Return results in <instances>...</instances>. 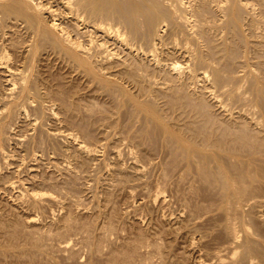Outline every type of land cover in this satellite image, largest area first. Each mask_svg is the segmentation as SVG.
Wrapping results in <instances>:
<instances>
[{
  "label": "rangeland",
  "instance_id": "rangeland-1",
  "mask_svg": "<svg viewBox=\"0 0 264 264\" xmlns=\"http://www.w3.org/2000/svg\"><path fill=\"white\" fill-rule=\"evenodd\" d=\"M190 1L198 3H192L195 7L199 6L198 8L204 4L201 1L198 2V0ZM125 2H123V5L121 4L123 7L120 5L119 7L121 8H118L122 15L126 17L123 18L124 24H118V26L120 25L118 31L121 32L122 29L123 33H121L123 34L124 43L129 40L128 42L132 43L131 45L134 49L139 50H136L138 51V56L132 55L133 60L131 54L125 56L128 50L124 43L123 45L121 43L112 44L113 41H111L108 44H103L105 38L99 36L101 34H98L100 38H97L96 33L95 37L93 30L91 33H93L92 36L94 38L91 37L90 31L88 32L90 35L85 34L86 36L84 35L83 37L81 36L83 35L82 33L80 35L79 31L77 32L73 28L71 29L73 32L70 31L73 33L72 37L75 36L74 34H79V37L75 36V41L84 42L85 44L82 43L84 45L89 44V46L87 45L89 48L92 44L94 47V42L96 43V48L93 49L91 46L92 50H88L89 56L92 58L88 56L87 58L91 59V68L95 70L96 74L98 73V80L94 78L96 76L93 75V70H90V64L88 66L90 69L87 67L88 70L85 66L74 64L68 59L65 60V57H61L62 55L59 56L57 52L51 50L52 46L49 45V47L51 46L49 48L47 42L46 44H41L42 46L38 44L39 46L36 47L38 50L35 48L34 55L30 46H33L35 42H32L34 41L33 37L30 36L32 32L29 28L27 29L26 24L16 23L15 20L12 21L11 17L5 20L7 24L5 21L3 22V19H5V17L3 18L4 15L1 13V17L0 14V18H2V20L0 19L2 21L0 26L2 23V25H8V28H4L7 31L6 37L4 35L1 36L3 32H0V40H2L4 45L7 43L6 45L8 46L9 44L8 53L10 54L12 67L18 63L15 67H18L19 72L21 69V75L18 78L17 76L10 77L12 74L9 71H0V108H2V110L0 109V123L6 127L3 129L4 132H0V264H209L210 261V264H218L219 259L217 256L227 254V247L229 251L233 247L238 248V252L243 253L240 256H247L248 254L249 257L256 255V251L260 252L263 250L260 244L264 243V162L262 163L264 159L256 162L258 166L254 163L253 167H250L251 165L248 166L249 163L242 165L244 167L241 169H243L245 174H250L251 177L246 174L243 175L246 180L245 178L243 179L240 171L241 174L237 175L239 178L233 185L225 182L226 177H222L220 174H223V176L226 174L219 173L221 171L217 169L218 167L214 163L205 164L206 161L203 163L202 154L198 155L195 153L197 155L195 157L193 150L189 149L186 151V149L182 148L176 137L183 136L185 139L189 137L188 140L195 138V135L205 136L207 134V136L216 137L218 134H213L222 130L219 132V136L222 133L226 134L225 132L227 131L225 137H228V134H230L229 137L234 134L233 138L239 137V139L244 136L241 139L242 144L244 142L247 143L248 139L250 146L245 143V145H242L245 148L247 146L249 148L253 146L254 148V145L256 148L258 147L256 145L260 143L259 141H262L261 137L264 135V111L262 110L264 105L261 104L264 103V0H242V6L238 4V7H235V9L239 8L236 9L237 12L234 10L235 13L233 14L236 15H230L229 18L224 17V11H220L216 7V3L213 4L214 6L202 5L201 9L204 7V12L202 10L204 17L201 14V19L203 24H206L202 25L201 28V21H196V18H192L190 15H188V21L196 23H184L187 21L183 22L182 19H179L181 14H178V17L174 15L175 19L173 18V20L172 16L174 13H171L173 11L167 6L169 4L160 3L159 5L158 3L157 5L159 6H154V9L158 7L155 10H152L151 7L149 10L148 7L143 14L131 15V8H129L131 6L128 0ZM124 5H126L127 10ZM193 7L191 3H188L185 9L189 10ZM145 13V17L142 16ZM149 13L150 16H147ZM154 14L157 15L155 16ZM169 15L171 16L169 17ZM45 16L44 18L47 19L48 17ZM134 16L137 18L134 19ZM138 17L139 20H136ZM61 18H58L60 19L58 23H61V27L65 26L64 28L70 29L71 26L67 23L68 21L64 22L67 19ZM131 18L132 21L127 20H131ZM155 18L159 20H153ZM176 18L180 20V22H177V27L180 25L178 23L181 22L185 25L189 24V28L193 24L200 25L198 26L200 30L203 29L206 32L204 35L202 34L204 38L199 37L200 39L197 38V40L196 37L191 35V32L186 31L187 27L182 23L183 27L180 25L181 27L179 28H183V32L179 28L176 29H179V33L178 31L172 32L176 28V23H173ZM204 18L206 21L203 20ZM150 19L152 20L151 23ZM207 19L209 22H207ZM227 19L228 21H224ZM48 20H46L47 22L45 21L46 24L49 23L50 20ZM13 22L17 25H13ZM133 22H135L136 26ZM62 23L65 24L63 25ZM130 24L132 25L131 27ZM247 24H249L250 28ZM133 25L135 29L132 28ZM116 26L115 28L118 27ZM137 26L138 29H136ZM153 26L154 28H152ZM129 30L132 32H129ZM133 30L138 33H134ZM0 31L2 30L0 29ZM161 31L162 33H160ZM155 32L161 36L158 35L156 38ZM201 32L203 33V31ZM189 33H191L192 38ZM131 35H133V38ZM75 37L73 38L75 39ZM91 39L93 43L88 41ZM22 41H25V44ZM85 41L89 43L86 44ZM100 41L105 45L102 49L98 48ZM204 41L207 42L205 43ZM9 42L16 44L12 45ZM197 44L202 50L198 49ZM11 45L12 47H10ZM154 45L155 47H153ZM185 47L188 50L187 54H185L187 51ZM167 49H170L171 53ZM192 52L195 56H193ZM151 53L154 55L152 56ZM188 54H192L190 58H188ZM171 55L175 56L172 57ZM128 59L131 60L129 61ZM163 59L164 61H161ZM204 59L207 60L204 61ZM123 60L124 65L129 63V66L130 64L133 66L134 72L131 70L133 69L132 67L127 66V69L124 65L122 66ZM211 60L212 62H210ZM29 61L32 63L30 64ZM157 61H161L163 64L165 62L167 64L175 63L177 65L176 71L168 70L169 68L161 70ZM196 61L201 62L203 66L198 65ZM206 62L212 66L210 67ZM203 63L207 64V66ZM82 67L85 70H81ZM199 67L202 72H196H205V77L208 76L202 78L201 75L200 78L194 80L191 75L194 70H200ZM213 67L214 70H212ZM186 68L188 69L186 70ZM202 68H204V72ZM83 70H87L88 74L83 72ZM125 70L130 72V75L131 73L134 75L138 71V74H135L138 77L133 76L135 79L133 77L130 78L128 76L129 73H126ZM29 72L30 75L28 74ZM217 72H220V74L218 73V75ZM213 74H216L218 76L217 81L221 82H213L214 79H211V77H214ZM20 76L24 78L26 76V80L22 81L23 77L21 78ZM219 76L221 77L219 78ZM186 77L187 79H185ZM141 78L143 84H140L142 83ZM93 80L94 82H92ZM101 80L103 83L100 82ZM18 81L21 82L19 83ZM25 81L26 83L28 81L27 86L24 84ZM33 81H36V83ZM174 81L175 83H173ZM9 82L15 83L14 89H9ZM22 82L27 88L29 85H34L32 86L33 89L32 87H29L31 90L28 88L30 93L27 94L30 96L26 94V98L25 94H22ZM195 82L198 83L194 85ZM212 83L214 85L218 84L215 89ZM36 84L40 89L35 86ZM172 85L174 87L171 88L170 86ZM176 85H179L177 87L180 89ZM199 88H202V91ZM220 89L222 90L220 91ZM229 90L231 94H229ZM233 91L235 92L232 93ZM8 92L12 94L10 95ZM31 92L35 93L36 97ZM215 94L217 97L214 96ZM136 102L140 103L142 107L151 108L152 112L155 111L157 118H160L165 127L167 126V130H162L155 120L150 116L148 117L149 114L146 115L145 110L143 112L142 108L140 109L134 104ZM12 104L14 105L11 106ZM220 105L221 107H219ZM72 107L75 108L73 109ZM233 121L236 123V127ZM186 122L188 126H185L187 125ZM243 123L244 125H242ZM189 124L191 126L195 125L193 126L194 128L189 126ZM223 124L225 127L222 126ZM203 128L205 129L201 133ZM188 129L190 132L196 131L195 133L199 135L195 134V137H193V133H189ZM210 129L213 130L211 131ZM183 131L188 132L189 136ZM172 133L174 134L171 135ZM190 134H192V137ZM224 134L221 136L224 137ZM235 134H237V137H235ZM256 135H259L258 137L260 138L257 139ZM218 138L222 139V137ZM262 143L260 145L263 147L259 145L258 150L247 148L250 153L242 147V153L246 150L245 152L249 154H245L246 156L243 154V156L251 158L255 154H252L254 150H256L254 152H260V149L264 148ZM79 145L85 146L87 151L80 149ZM191 163L193 166H191ZM242 166L237 167L236 170L234 169L235 166L230 169L239 174L237 172ZM254 166L259 168H254ZM245 167H250V170ZM231 171L229 170V175ZM235 172L232 171L234 174ZM257 176L259 177L257 178ZM248 177L252 180L250 178L247 179ZM240 178L243 180L242 183ZM252 213L255 214L253 215ZM246 234H249V237ZM235 236H237L238 242L233 240ZM251 236L252 238L250 239ZM99 249L100 252H98ZM253 249L256 250L254 251ZM261 254L263 255V253ZM248 256L247 258H249Z\"/></svg>",
  "mask_w": 264,
  "mask_h": 264
},
{
  "label": "bare ground",
  "instance_id": "bare-ground-1",
  "mask_svg": "<svg viewBox=\"0 0 264 264\" xmlns=\"http://www.w3.org/2000/svg\"><path fill=\"white\" fill-rule=\"evenodd\" d=\"M125 1H127V0H0V14L2 13L4 16H3V18L5 17V19H3V22L7 19V18H12V19H9V20H12V21H16V23H25L26 24V27H27V29L29 28V30L32 32V35H30V36H32L33 37V40L34 41H32V42H35V43H33L34 45L33 46H30L31 47V52L34 54V51H35V48L36 47H38L39 45L38 44H43V43H45L46 44V42H47V45H48V47H49V45H51L52 46V48H51V50H53V51H55V52H57V54H59V56L60 55H62L61 57H65V60L66 59H68V60H70V62L72 61V63L74 62V64H79V65H81V66H85L86 67V69H88L89 67V64H90V68H91V64H92V62L90 63V58H87V56L88 57H91V56H89L90 54L88 53V50H92V47H93V44L92 45H90V48L89 47H87V45L89 46V44H87V43H89V42H86V44L87 45H84L85 43L84 42H82V43H84V44H82V43H80L79 42V40L78 41H75L76 40V35L77 34H74L75 36H73V37H75V39L71 36L73 33H71L70 31H72L73 32V30L75 29V30H77V32L79 31V34L81 35V33L83 34V35H81L82 37L85 35V34H88V32L90 31V33L92 32V30H93V32H94V36L97 34V38L99 37V36H102L103 38H105V41L103 42V44H108V43H110L111 41H113V43L112 44H116V43H121L122 45H123V43L125 42V41H123V39H122V29H121V32H119L118 31V28L120 29V25L118 26V24H124L123 22H124V20H123V18H126V17H124L123 15H122V13L120 12V8L121 7H119L121 4L123 5L124 3L123 2H125ZM199 1H201L202 3H204V4H202V5H204V6H206V5H213V4H215L216 3V7L218 8V9H220V11L221 10H223L224 11V17H226V18H229L230 17V15L231 16H235L236 14H233V13H235V12H237L236 11V9H239V8H236L235 9V7L238 5V4H241V1L242 0H198V2ZM245 1V0H244ZM128 2H129V4H130V6L131 7H129V8H131V15L133 14H136L137 15V13H142L143 14V12H145V9L146 8H148L149 10H150V7H151V9L153 10L154 9V6L155 5H157L158 3H159V5H160V3L161 4H169V5H167L168 7H170L169 9L171 10V11H173V12H171V13H174L173 14V16H172V19L174 18L175 19V17L179 14H181L180 16H179V19L181 20L182 19V21L184 22V21H187V22H184V23H188L189 21H188V15H190L192 18H196V21L197 20H200L201 21V26L200 25H197V24H193V25H190V28H189V24L188 25H185V24H183L182 22V24L185 26V27H187L186 29V31H189V32H191V33H189V35L191 34V35H193L194 37H196V39L197 38H201V37H203L204 38V36H202V34L204 35V33H206V32H204V30L202 29V30H200V28L202 27V25H204V24H206V23H204L203 24V22H202V19H201V14H202V10H203V8L201 9V7H202V5H201V7L200 8H198V7H195L194 5H192V3H194V2H191L190 0H128ZM248 2V1H247ZM126 3V2H125ZM190 4L191 3V6L193 7V8H191V9H189V10H186L185 9V7H187V4ZM196 3V2H195ZM194 3V4H195ZM196 4H198V3H196ZM121 5V6H122ZM159 5H157V6H159ZM126 5H124V7H125ZM127 6H128V3H127ZM164 6V5H163ZM214 6V5H213ZM241 6H242V4H241ZM244 6H246V5H244ZM123 7V6H122ZM238 7V6H237ZM119 8V9H118ZM126 8V10H127V7H125ZM158 8V7H157ZM157 8H155V9H157ZM160 8V7H159ZM206 8V7H205ZM209 8H210V6H209ZM124 9V8H123ZM123 9H121V11H123ZM154 9V10H155ZM165 9H166V7H165ZM207 9H208V7H207ZM207 9H205V10H207ZM184 10V11H183ZM210 10V9H209ZM212 10V9H211ZM234 10H235V12H234ZM129 11V10H128ZM148 11V10H147ZM182 11V12H181ZM219 11V12H220ZM222 11V12H223ZM127 12V11H126ZM130 12V11H129ZM149 12V11H148ZM155 12V11H154ZM158 13H159V11H157ZM170 12V11H169ZM203 12H204V10H203ZM218 12V13H219ZM252 12V11H251ZM161 13V12H160ZM166 13H167V10H166ZM206 13H208V12H206ZM212 13H214V12H212ZM250 13V12H249ZM253 13V12H252ZM2 14H1V17H2ZM130 14H128V15H130ZM170 14V13H169ZM186 14V15H185ZM204 14V13H203ZM202 14V15H203ZM215 14V13H214ZM47 16L48 18H49V20H48V18L47 19H45L44 18V16ZM125 15H127V14H125ZM140 15V14H139ZM138 15V16H139ZM145 15H146V13L144 14V15H142V16H144L145 17ZM155 15V14H154ZM157 15V14H156ZM155 15V16H156ZM174 15H175V17H174ZM45 16V17H46ZM141 16V17H142ZM147 16H150V13H149V15L147 14ZM146 16V19L148 18ZM167 16V15H166ZM171 15H169V17H170ZM177 16V17H178ZM207 16V15H206ZM216 16V15H215ZM60 17H62V18H66L67 20H64V22L65 21H68L67 23L71 26V28H70V26H68L70 29H68V28H64L65 26H63V27H61L62 25H60L59 23H58V20H59V22H60V19H58V18H60ZM127 17H129V16H127ZM131 17V16H130ZM129 17V18H130ZM152 17V16H151ZM159 17V16H158ZM161 17H163V16H161ZM168 17V18H169ZM203 17H204V15H203ZM61 18V19H62ZM135 18H137L136 16H134V19ZM150 18V17H149ZM153 18V17H152ZM151 18V19H152ZM164 18V17H163ZM192 18H190L191 20H192ZM198 18V19H197ZM200 18V19H199ZM220 18V17H219ZM218 18V19H219ZM233 18V17H232ZM232 18H230L231 20H232ZM237 18V17H236ZM1 20H2V18H0ZM146 19H145V21H146ZM149 20L150 21V23H151V21L152 20ZM156 19H158V18H155V19H153V20H155L156 21ZM159 19H160V17H159ZM158 19V20H159ZM166 19V18H165ZM164 19V20H165ZM171 19V18H170ZM173 19V20H174ZM177 20V18H176V22L174 21H172L173 23H176V28H174L175 30H173L172 31V29H171V31L172 32H175V31H178L179 29H181L182 31L181 32H183V28H179V27H183V25H181V23H178V24H180V25H178V27H177V22L179 21L180 22V20ZM210 19V18H209ZM225 19V18H224ZM239 19V18H238ZM252 19V18H251ZM46 20H48L49 21V23L48 24H46L45 23V21ZM62 20V21H63ZM128 21H132V18H131V20L130 19H127ZM136 20H139V17H138V19H136ZM148 20V19H147ZM157 20V21H158ZM163 20V21H164ZM168 20V19H167ZM204 21H206L205 20V18L203 19ZM208 20V19H207ZM231 20H229V21H231ZM240 20V19H239ZM61 21V22H62ZM135 21V20H134ZM171 21V20H170ZM224 21H228V19L227 20H224ZM245 21V20H244ZM255 21V20H254ZM2 21H0V23H1ZM6 23H7V21H5ZM11 22V21H10ZM47 22V21H46ZM154 22V21H153ZM162 22V21H161ZM166 22H168V21H166ZM190 22H192V23H196V22H193V21H190ZM189 22V23H190ZM207 22H209V20L207 21ZM220 22V21H219ZM5 23V24H6ZM114 23H116V24H114ZM128 23H130V22H128ZM128 23H126V25H128ZM135 22H133V24H134ZM137 23H138V21H137ZM163 23V22H162ZM255 23V22H254ZM256 23H257V21H256ZM255 23V24H256ZM3 24V23H2ZM1 24V26H0V29L2 30V31H0V32H3V34L1 35V36H5L6 37V35H7V31H5L4 30V28L6 27V28H8L7 26H5V25H2ZM8 24V23H7ZM12 24V23H11ZM18 24V25H19ZM63 24V23H62ZM65 24V23H64ZM63 24V25H64ZM114 24V25H113ZM170 24V23H169ZM222 24V23H221ZM242 24V23H241ZM250 24V23H249ZM249 24H247L248 25V27H249ZM251 24H252V22H251ZM250 24V25H251ZM261 24V23H260ZM13 25H17V24H15V22H13ZM115 25H117L116 27L117 28H115ZM125 25V26H126ZM135 25V24H134ZM134 25H133V27L132 28H134ZM139 25V24H138ZM158 25H160V24H158ZM175 25V24H174ZM246 25V24H245ZM258 25V24H257ZM25 26V25H24ZM129 26V25H128ZM132 25L130 24V27H131ZM136 26V25H135ZM140 26V25H139ZM157 26V25H156ZM164 26V25H163ZM172 26V25H171ZM198 26H200V28L198 27ZM206 26V25H205ZM205 26H203V27H205ZM208 26V25H207ZM252 26V25H251ZM255 26V25H254ZM259 26V25H258ZM12 27V26H11ZM170 27V26H169ZM185 27H184V32H185ZM211 27V26H210ZM243 27V26H242ZM247 27V26H246ZM253 27V26H252ZM252 27H251V29H252ZM14 28V27H13ZM16 28V27H15ZM73 28V30H71ZM90 28H92L91 30H90ZM123 28H124V26H123ZM127 28H129V27H127ZM141 28V27H140ZM139 28V29H140ZM152 28H154V26L152 27ZM158 28V27H157ZM160 28V27H159ZM164 28V27H163ZM177 28H179L178 30H176ZM190 30H189V29ZM222 28H224V27H222ZM250 28V27H249ZM255 28V27H254ZM17 29V28H16ZM135 29V28H134ZM136 29H138V26H137V28ZM167 29H168V26H167ZM206 29V28H205ZM225 29V28H224ZM250 29V30H251ZM256 29V28H255ZM254 29V30H255ZM264 29V28H263ZM9 30V29H8ZM132 30V29H131ZM131 30H129V32L131 31ZM155 30V29H154ZM207 30V29H206ZM214 30H217V29H214ZM249 30V29H248ZM253 30V31H254ZM16 31H18V30H16ZM27 31V30H26ZM25 31V32H26ZM138 31V30H137ZM158 31H159V29H158ZM158 31H156V32H158ZM169 31V30H168ZM171 31H169V32H171ZM201 31H203V33L201 32ZM210 31V30H209ZM252 31V32H253ZM129 32H128V34H129ZM132 32V31H131ZM133 32H134V30H133ZM135 32H136V30H135ZM134 32V33H135ZM155 32V33H156ZM180 32V33H181ZM208 32V31H207ZM215 32V31H214ZM223 32V31H222ZM249 32V31H248ZM251 32V31H250ZM263 32V31H262ZM10 33V32H9ZM13 33V32H12ZM14 33H17V32H14ZM71 33V34H70ZM74 33H76L75 31H74ZM90 33L88 34V35H90ZM96 33V34H95ZM136 33H138V32H136ZM151 33V32H150ZM160 33H162V31L160 32ZM178 33H179V31H178ZM187 33V32H186ZM264 33V32H263ZM30 34V33H29ZM78 34V35H79ZM92 34L93 33H91V37H93L92 36ZM98 34H101V35H99L98 36ZM127 34V33H126ZM131 34V33H130ZM154 34V33H153ZM152 34V35H153ZM174 34V33H173ZM184 34V33H183ZM12 35V34H11ZM20 35H21V33H20ZM26 35V34H25ZM77 35V36H78ZM137 35V34H136ZM155 35V37L157 38L158 37V35H160V34H154ZM153 35V36H154ZM180 35V34H179ZM178 35V37H180L181 38V36H179ZM190 35V36H191ZM208 35V34H207ZM257 35V34H256ZM259 35H261V34H259ZM86 36V35H85ZM127 36V35H126ZM133 35H131V37H132ZM161 36V35H160ZM177 36V35H176ZM185 36H186V34H185ZM206 36V35H205ZM263 36V35H262ZM19 38L21 37V36H18ZM79 37V36H78ZM88 37V36H87ZM86 37V38H87ZM96 37V36H95ZM101 37V38H102ZM130 37V38H131ZM139 37H141V36H139ZM151 37V36H150ZM173 37V36H172ZM171 37V38H172ZM183 37V36H182ZM187 37H188V35H187ZM187 37H185V38H187ZM208 37V36H207ZM212 37H214V36H212ZM217 37V36H216ZM257 37V36H256ZM260 37V36H259ZM22 38V37H21ZM28 38H30V37H28ZM28 38H27V41H28ZM94 38V37H93ZM92 38V39H93ZM100 38V37H99ZM133 38V37H132ZM135 38V37H134ZM137 38H138V35H137ZM154 38V37H153ZM162 38V37H161ZM165 38V37H164ZM191 38H192V36H191ZM199 38V39H200ZM206 38V37H205ZM1 39H2V37H1ZM8 39V38H7ZM17 39V38H16ZM32 39V38H31ZM92 39L91 40H88V41H91L92 43H93V41H94V39H93V41H92ZM127 39H128V37H127ZM151 39V38H150ZM159 39V38H158ZM255 39V38H254ZM11 40H12V38H11ZM15 40V39H14ZM18 40V39H17ZM30 40V39H29ZM86 40V39H85ZM97 40V39H96ZM104 40V39H103ZM102 40V41H103ZM126 40V39H125ZM143 40V39H142ZM149 40V39H148ZM157 40V39H156ZM174 40V39H173ZM190 41H191V39H189ZM198 40V39H197ZM197 40H196V42H197ZM206 40V39H205ZM258 40V39H257ZM31 41V40H30ZM129 41V40H128ZM128 41H126L127 43H124V45H126V49L128 50V52H127V54L125 55V56H127L128 54H131V57H132V55H137V53H138V49H136V50H138V51H136L135 49H134V47L131 45L132 43H130V42H128ZM132 41V40H131ZM151 41V40H150ZM149 41V42H150ZM163 41V40H162ZM261 41H263V40H261ZM6 42V41H5ZM4 42V43H5ZM25 42V41H24ZM23 41H22V43L23 44H25ZM42 42V43H41ZM91 42H90V44H91ZM98 42V41H97ZM101 42V41H100ZM99 42V45H98V48H100V49H102L105 45H103L102 44V42L100 43ZM106 42V43H105ZM115 42V43H114ZM135 42V41H134ZM195 42V43H196ZM199 42V41H198ZM205 43L207 42V41H204ZM214 42V41H213ZM212 42V43H213ZM9 43H11V42H9ZM27 43V42H26ZM142 43V42H141ZM166 43V42H165ZM172 43V42H171ZM175 43V42H174ZM192 43H194V42H192ZM203 43V42H202ZM211 43V42H210ZM7 44V43H6ZM4 45L3 43H2V40H0V71H9L12 75L10 76V77H13V76H17V78H18V76L19 75H21V69H20V72H19V69H17L16 67H15V65H17L18 63H16V64H14L13 65V67H12V63L10 62V54L8 53V46H9V44H8V46L7 45ZM12 44V43H11ZM16 44V43H15ZM14 44V42H13V44L12 45H15ZM18 44H20V43H18ZM94 47H93V49L94 48H96L97 47V45H96V43L94 42ZM258 44H259V42H258ZM263 44V43H262ZM12 45L10 46V47H12ZM26 45H29V44H26ZM32 45V44H31ZM135 45V44H134ZM137 45V44H136ZM151 45H152V43H151ZM198 45V44H197ZM203 45V44H202ZM264 45V44H263ZM17 46V45H16ZM20 46H22V45H20ZM42 46V45H41ZM50 46V47H51ZM92 46V47H91ZM96 46V47H95ZM163 46V45H162ZM167 46V45H166ZM169 46V45H168ZM173 46V45H172ZM177 46V45H176ZM260 46V45H259ZM262 46V45H261ZM49 47V48H50ZM153 47H155V45L153 46ZM196 47V46H195ZM200 46L198 45V49H201V48H199ZM263 47V46H262ZM19 48V47H18ZM20 48H22V47H20ZM44 48H45V46H44ZM97 48V49H98ZM159 48V47H158ZM174 48V47H173ZM186 48V47H185ZM206 48V47H205ZM208 48V47H207ZM264 48V47H263ZM262 48V49H263ZM14 49H16L15 47H14ZM13 49V50H14ZM28 49V48H27ZM30 49V48H29ZM37 50H38V48H36ZM39 49H42V48H39ZM46 49V48H45ZM99 49V50H100ZM140 49V48H139ZM151 49V48H150ZM176 49V48H175ZM188 49H189V47H188ZM190 49H191V47H190ZM211 49H213V48H211ZM17 50V49H16ZM16 50H14L15 52H16ZM24 50H26V49H24ZM37 50H36V52H37ZM43 50V49H42ZM47 50V49H46ZM50 50V49H49ZM105 50V49H104ZM104 50H103V52H104ZM106 50H108V49H106ZM119 50V49H118ZM158 50V49H157ZM168 50V49H167ZM170 50V49H169ZM168 50V51H169ZM172 50V49H171ZM180 50V49H179ZM186 50H187V48H186ZM195 50V49H194ZM202 50V49H201ZM21 51V50H20ZM40 51V50H39ZM94 51H96V50H94ZM115 51V50H114ZM151 51H152V49H151ZM154 51H155V49H154ZM175 51V50H174ZM178 51V50H177ZM209 51V50H208ZM216 51V50H215ZM27 52V51H26ZM42 52V51H41ZM46 52V51H45ZM100 52V51H99ZM102 52V51H101ZM109 52V51H108ZM150 52V51H149ZM170 52V51H169ZM184 52V51H183ZM40 53V52H39ZM52 53V52H51ZM97 53H98V51H97ZM109 53H111V52H109ZM125 53V52H124ZM141 53V52H140ZM160 53H161V51H160ZM166 53V52H165ZM171 53V52H170ZM188 53V50L186 51V53L185 54H187ZM193 53V52H192ZM22 54V53H21ZM112 54V53H111ZM114 54V53H113ZM152 54V53H151ZM194 54V53H193ZM25 55V54H24ZM23 55V56H24ZM35 55V54H34ZM55 55H56V53H55ZM97 55V54H96ZM101 55V54H100ZM107 55V54H106ZM154 54H152V56H153ZM164 55V54H163ZM192 55V54H191ZM190 54H188V58H190V56H191ZM12 56V55H11ZM14 56V55H13ZM15 56H16V54H15ZM14 56V57H15ZM28 56H30V55H28ZM28 56H27V58H28ZM51 56V55H50ZM138 56V55H137ZM141 56V55H140ZM169 56V55H168ZM172 56V55H171ZM173 56H175V55H173ZM172 56V57H173ZM193 56H195V54L193 55ZM17 57V56H16ZM43 57V56H42ZM53 57V56H52ZM58 57V56H57ZM103 57H104V55H103ZM130 57V56H129ZM92 58V57H91ZM100 58V57H99ZM115 58V57H114ZM163 58V57H162ZM161 58V59H162ZM193 58V57H192ZM203 58H204V56H203ZM206 58V57H205ZM19 59V58H18ZM59 59V58H58ZM89 59V60H88ZM104 59V58H103ZM111 59V58H110ZM126 59V58H125ZM174 59V58H173ZM22 60V59H21ZM43 60V59H42ZM63 60H64V58H63ZM95 61H96V59H94ZM108 60V59H107ZM129 60V59H128ZM131 60V59H130ZM129 60V61H130ZM132 60H133V57H132ZM135 60V59H134ZM168 60V59H167ZM193 60V59H192ZM196 60V59H195ZM207 60V59H206ZM205 59H204V61H206ZM16 61H18V60H16ZM27 61V60H26ZM49 61V60H48ZM94 61V62H95ZM106 61V60H105ZM104 61V62H105ZM112 61V60H111ZM136 61V60H135ZM159 61V60H158ZM157 61V62H158ZM161 61H164V59L163 60H161ZM158 62V66H159V68L161 69V70H164V69H167V68H169L168 70H172V71H176V68H177V65L174 63V64H167L166 62V64L164 63H162V62ZM171 61V60H170ZM186 61H187V59H186ZM190 61V60H189ZM199 61H201V60H199ZM19 62V61H18ZM24 62V61H23ZM42 62H44V61H42ZM61 62V61H60ZM68 62V61H67ZM67 62H66V64H67ZM119 62V61H118ZM123 62V64H122V66L124 65V60L122 61ZM149 62V61H148ZM176 62V61H175ZM209 62V61H208ZM208 62H206L208 65H209V63ZM210 62H212V60L210 61ZM26 63V62H25ZM28 63V62H27ZM29 63H30V61H29ZM32 63V62H31ZM30 63V64H31ZM71 63V64H72ZM99 63V62H98ZM110 63V62H109ZM117 63V62H116ZM131 63H132V61H131ZM138 63V62H137ZM192 63V62H191ZM196 63L198 64V65H202L201 64V62L199 63V62H197L196 61ZM215 63V62H214ZM100 64V63H99ZM134 64H136L135 62H134ZM157 64V63H156ZM193 64H194V61H193ZM204 64V63H203ZM207 64H204L205 66H207ZM78 65V67H79V69H80V66ZM101 65V64H100ZM119 65V64H118ZM246 65V64H245ZM21 66V65H20ZM19 66V67H20ZM33 66V65H32ZM126 68H127V66L128 67H132L133 68V66L130 64V66H129V63L128 64H126L125 63V65H124ZM147 66V65H146ZM154 66V65H153ZM157 66V65H156ZM157 66V67H158ZM193 66V65H192ZM191 66V67H192ZM196 66V65H195ZM203 66V65H202ZM210 66V65H209ZM212 66V65H211ZM210 66V67H211ZM213 66H215V65H213ZM26 67H28V66H26ZM30 67H31V65H30ZM65 67H66V65H65ZM64 67V68H65ZM77 67V68H78ZM88 67V68H87ZM120 67V66H119ZM124 67V68H125ZM134 67H137V66H134ZM141 67V66H140ZM191 67H189V68H191ZM194 67V66H193ZM192 67V68H193ZM15 68V70H13ZM21 68V67H20ZM72 68V67H71ZM89 68V69H90ZM94 68V67H93ZM96 68H97V66H96ZM106 68V67H105ZM115 68V67H114ZM113 68V69H114ZM142 68H144V67H142ZM197 68V67H196ZM28 69V68H27ZM33 69V68H32ZM82 69H84L83 67L81 68V70ZM88 69V70H89ZM101 69V68H100ZM110 69V68H109ZM112 69V68H111ZM128 69V68H127ZM188 68H186V70H187ZM199 69H200V67H199ZM203 69V72H204V68H202ZM217 69V68H216ZM17 70H18V72H17ZM73 70V69H72ZM85 70V69H84ZM83 70V72H87V70L86 71H84ZM90 70H93L92 68L90 69ZM104 70V69H103ZM131 70H133V72H134V68L133 69H131ZM131 70H129V71H131ZM209 70H211V69H209ZM212 70H214V67H213V69ZM218 70V69H217ZM216 70V71H217ZM24 71V70H23ZM31 71H33V70H31ZM95 70H93V72L92 73H94L93 75L94 76H96V77H94V78H97L98 77V73L96 74L95 72H94ZM99 71V70H98ZM97 71V72H98ZM126 71V70H125ZM137 71V70H136ZM196 71H200V72H202L201 71V69L200 70H194V73H192V75H191V77L195 80V79H198V78H200L201 77V75H202V78H204L205 77V72L204 73H197ZM215 71V72H216ZM8 72V73H9ZM28 72V71H27ZM74 72V71H73ZM101 72V71H100ZM104 72V71H103ZM109 72V71H108ZM128 71H126V73H127ZM138 72V71H137ZM137 72H135L134 73V75L131 73V75H130V72H128L129 73V75L128 76H130V78H132L133 76L135 77H138L137 75H135ZM169 72V71H168ZM171 72V71H170ZM213 72V71H212ZM2 73V72H1ZM9 73V74H10ZM38 73V72H37ZM102 73V72H101ZM113 73V72H112ZM123 73V72H122ZM142 73H143V71H142ZM160 73V72H159ZM167 73V72H166ZM190 73V72H189ZM220 74V72H217V74ZM8 74V75H9ZM29 75H30V72L28 73ZM35 74V73H34ZM33 74V75H34ZM81 74V73H80ZM87 74H88V72H87ZM108 74V73H107ZM138 74V73H137ZM141 74V73H140ZM175 74V73H174ZM218 74V75H219ZM4 75V74H3ZM111 75V74H110ZM115 75V74H114ZM124 75V74H123ZM214 75V77L212 78L211 77V79H214L213 80V82L215 81V82H221V81H217L218 80V76L216 75V74H213ZM35 76V75H34ZM85 76V75H84ZM140 76V75H139ZM141 76H144V75H141ZM168 76H169V78H170V75L168 74ZM178 76V75H177ZM190 76V75H189ZM208 76V75H207ZM206 76V77H207ZM5 77V76H4ZM21 77V76H20ZM23 77V76H22ZM21 77V78H22ZM100 77V76H99ZM116 77V76H115ZM115 77H113V78H115ZM133 77V78H134ZM173 77V76H172ZM171 77V78H172ZM205 77V78H206ZM221 76H219V78H220ZM9 78V77H8ZM21 78H20V80H21ZM25 78H26V76H25ZM24 77L22 78V81L25 79ZM92 78V77H91ZM101 78V77H100ZM143 78V77H142ZM142 78L140 79L141 80V82H142ZM157 78V77H156ZM177 78V77H176ZM5 79V78H4ZM13 79V78H12ZM32 79H33V76H32ZM41 79V78H40ZM102 79V78H101ZM135 79V78H134ZM144 79H145V77H144ZM147 79V78H146ZM173 79H174V77H173ZM185 79H187V77L185 78ZM184 79V80H185ZM208 79V78H207ZM210 79V80H211ZM26 80V79H25ZM28 80V79H27ZM95 80V79H94ZM94 80L92 81V82H94ZM97 80H98V78H97ZM100 80V79H99ZM137 80V79H136ZM149 80H151V79H149ZM162 80V79H161ZM169 80V79H168ZM167 80V81H168ZM170 80H172V79H170ZM206 80V79H205ZM220 80V79H219ZM16 81V80H15ZM32 81V80H31ZM176 81V80H175ZM175 81L173 82V83H175ZM178 81H179V79H178ZM185 81H187V80H185ZM191 81V80H190ZM189 81V82H190ZM204 81V80H203ZM7 82V81H6ZM12 82V81H11ZM11 82H9L8 83V86H9V89H14L15 88V83H11ZM19 82V81H18ZM21 82V81H20ZM19 82V83H20ZM33 82H35L36 83V81H33ZM40 82V81H39ZM100 82H102V80L100 81ZM146 82V81H145ZM152 82V81H151ZM180 82V81H179ZM207 82H208V80H207ZM210 82H212V81H210ZM262 82V81H261ZM264 82V81H263ZM27 83H28V81H27ZM27 83H26V81L24 82V84H26V86H27ZM41 83V82H40ZM103 83V82H102ZM106 83V82H105ZM108 83V82H107ZM193 83H194V81H193ZM196 83H198V82H195V84L194 85H196ZM203 83V82H202ZM257 83V82H256ZM30 84H31V82H30ZM34 84V83H33ZM130 84V83H129ZM137 84V83H136ZM140 84H143V82L142 83H140ZM139 84V85H140ZM147 84V83H146ZM151 84V83H150ZM162 84V83H161ZM180 84V83H179ZM182 84H184V83H182ZM204 84V83H203ZM209 84V83H208ZM213 84V83H212ZM215 84H217V83H215ZM22 86H23V88H21L22 89V94L24 95L25 94V98H26V94L27 93H30L29 92V90H28V88L29 87H32V86H34V85H29V87L27 88L26 86H24L23 85V82H22V84H21ZM50 85V84H49ZM153 85V84H152ZM169 85V84H168ZM175 85V84H174ZM181 85V84H180ZM214 85V84H213ZM218 85V84H217ZM217 85H214V89L216 88V86ZM35 86H37V84L35 85ZM109 86H111L110 84H109ZM113 86V85H112ZM135 86V85H134ZM146 86V85H145ZM164 86V85H163ZM177 86H179V85H176V87ZM207 87H209L208 85H206ZM255 86H257V85H255ZM254 86V87H255ZM38 87V86H37ZM140 87V86H139ZM152 87V86H151ZM158 87V86H157ZM171 88L172 87H174L173 85L172 86H170ZM183 87V86H182ZM5 88H7V87H5ZM18 88V87H17ZM36 88V87H35ZM39 88V87H38ZM177 88H179V87H177ZM186 88H187V86H186ZM211 88V87H210ZM219 88V87H218ZM224 88V87H223ZM222 88V89H223ZM256 88V87H255ZM20 89V88H19ZM30 89V88H29ZM32 89H33V87H32ZM40 89V88H39ZM154 89V88H153ZM180 89V88H179ZM181 89H183V88H181ZM185 89V88H184ZM200 89V88H199ZM204 89V88H203ZM208 89V88H207ZM213 88H212V90H214ZM222 89H220V91L222 90ZM230 89V88H229ZM6 90V89H5ZM8 90V89H7ZM18 90V89H17ZM31 90V89H30ZM35 90V89H34ZM38 90V89H37ZM158 90H160V89H158ZM157 90V91H158ZM201 91H202V88L200 89ZM217 90V89H216ZM219 90V89H218ZM226 90V89H225ZM231 90V89H230ZM230 90L228 91L229 92V94H231L230 93ZM254 90V89H253ZM12 91V90H11ZM19 91V90H18ZM28 91V92H27ZM36 91V90H35ZM34 91V92H35ZM38 91H40V90H38ZM146 91V90H145ZM162 91V90H161ZM160 91V92H161ZM175 91V90H174ZM206 91V90H205ZM257 91V90H256ZM20 92H21V90H20ZM154 92H155V89H154ZM159 92V91H158ZM165 92V91H164ZM163 92V93H164ZM216 93H217V91H215ZM224 92V91H223ZM235 91H233L232 93H234ZM253 92H255V91H253ZM258 92V91H257ZM256 92V94L258 95V93ZM3 93V92H2ZM9 94H10V92H8ZM32 93V92H31ZM38 93V92H37ZM52 93V92H51ZM156 93V92H155ZM173 93H175V92H173ZM212 93V92H211ZM227 93V92H226ZM12 94V93H11ZM10 94V95H11ZM20 94V93H19ZM22 94H20V95H22ZM33 94V93H32ZM31 94V95H32ZM35 94V93H34ZM33 94V96H35ZM39 94V93H38ZM59 94H61L60 92H59ZM161 94V93H160ZM202 94V93H201ZM219 94H220V92H219ZM222 94V93H221ZM255 94V93H254ZM28 95V94H27ZM42 95V94H41ZM62 95V94H61ZM150 95V94H149ZM2 96V95H1ZM7 96V95H6ZM18 97H19V95H17ZM28 96H30V95H28ZM155 96V95H154ZM167 96V95H166ZM210 96V95H209ZM214 96H216V94L214 95ZM222 96V95H221ZM254 96V95H253ZM11 97V96H10ZM15 97V96H14ZM23 97V96H22ZM36 97V96H35ZM39 97V96H38ZM51 97V96H50ZM61 97V96H60ZM174 97V96H173ZM217 97V96H216ZM255 97V96H254ZM258 97V96H257ZM4 98V97H3ZM43 98V97H42ZM63 98V97H62ZM131 98V97H130ZM167 98V97H166ZM256 98V97H255ZM259 98L261 99V97L259 96ZM18 99V98H17ZM21 99V98H20ZM24 99V98H23ZM40 99V98H39ZM59 99H61V98H59ZM65 99V98H64ZM214 99V98H213ZM216 99V98H215ZM256 99H258V98H256ZM1 100V99H0ZM25 100H27V99H25ZM24 100V101H25ZM47 100V99H46ZM52 100V99H51ZM50 100V101H51ZM129 100V99H128ZM135 100V99H134ZM10 101V100H9ZM18 101V100H17ZM23 101V102H24ZM33 101V100H32ZM65 101V100H64ZM137 101V100H136ZM7 102V101H6ZM13 102H14V100H13ZM22 102V103H23ZM54 102V101H53ZM68 102V101H67ZM128 102V101H127ZM133 102V101H132ZM140 102V101H139ZM170 102V101H169ZM168 102V103H169ZM256 102H257V100H256ZM259 102H261L260 100H259ZM258 102V103H259ZM5 103V102H4ZM8 103V102H7ZM29 103V102H28ZM32 103V102H31ZM30 103V104H31ZM61 103H63V102H61ZM119 103V102H118ZM126 103V102H125ZM182 103V102H181ZM21 104V103H20ZM124 104V103H123ZM135 105H137L140 109L142 108V110H143V112H144V110H145V112H146V115H148V117L150 116L153 120H155L156 122H157V124L161 127V129L162 130H167V126L165 127V125L161 122V120H160V118H157V115H156V113H155V111L154 112H152L153 110L151 109H148V107L147 108H145V107H142V105L140 104V103H138V102H136V103H134ZM184 104V103H183ZM218 104V103H217ZM260 104V103H259ZM262 105H264V103H261ZM261 104L259 105L260 107H261ZM8 105H9V103H8ZM14 104H12L11 106H13ZM37 105V104H36ZM58 105V104H57ZM63 105H65L64 103H63ZM131 105V104H130ZM146 105V104H145ZM147 105H149V104H147ZM170 105V104H169ZM11 106H10V108H11ZM49 106V105H48ZM183 106V105H182ZM223 106V105H222ZM44 107H45V105H44ZM62 107V106H61ZM178 107V106H177ZM218 107V106H217ZM219 107H221V105L219 106ZM6 108V107H5ZM20 108H21V105H20ZM37 108V107H36ZM42 108V107H41ZM73 108V107H72ZM75 108V107H74ZM73 108V109H74ZM144 108V109H143ZM170 108V107H169ZM1 110H2V108H0ZM8 109H9V107H8ZM13 110H15L14 108H12ZM22 109V108H21ZM155 109V108H154ZM180 109V108H179ZM183 109H185V108H183ZM225 109V108H224ZM229 109V108H228ZM23 110V109H22ZM43 110V109H42ZM70 110V109H69ZM134 111H135V109H133ZM177 110V109H176ZM233 110V109H232ZM260 110V109H259ZM263 111H264V107H263V109H262ZM12 110H10V112H11ZM49 111V110H48ZM68 111V110H67ZM136 111H137V109H136ZM141 111V110H140ZM183 111V110H182ZM226 111H228V110H226ZM5 112V111H4ZM13 112V111H12ZM148 112V113H147ZM1 113V112H0ZM3 113V112H2ZM16 113H18V112H16ZM24 113V112H23ZM43 113V112H42ZM169 113H171V112H169ZM179 113V112H178ZM227 113V112H226ZM229 113V112H228ZM261 113V112H260ZM13 114H14V112H13ZM51 114V113H50ZM160 114H162V113H160ZM173 114V113H172ZM180 114V113H179ZM185 114H186V111H185ZM189 114H191V112H189ZM198 114V113H197ZM1 115V114H0ZM5 115V114H4ZM18 115V114H17ZM39 115V114H38ZM43 115V114H42ZM53 115V114H52ZM146 115H145V117H146ZM183 115V114H182ZM199 115V114H198ZM6 116V115H5ZM4 116V117H5ZM7 116H9L8 114H7ZM12 116V115H11ZM141 116H144V115H141ZM170 116V115H169ZM169 116H168V118H169ZM173 116V115H172ZM175 116H176V114H175ZM179 116V115H178ZM199 116H201V115H199ZM198 116V117H199ZM227 116V115H226ZM229 116H230V114H229ZM260 116H261V114H260ZM3 117V116H2ZM44 117V116H43ZM164 117V116H163ZM202 117V116H201ZM201 117H199L200 119H201ZM10 118V117H9ZM16 118V117H15ZM49 118V117H48ZM144 118V117H143ZM177 118V117H176ZM236 118H238V117H236ZM6 119H8V118H6ZM12 119V118H11ZM56 119V118H55ZM146 119V118H145ZM159 119V120H158ZM174 119V118H173ZM183 119V118H182ZM193 119V118H192ZM191 119V120H192ZM206 119V118H205ZM254 119V118H253ZM260 119V118H259ZM2 120V119H1ZM152 120V121H153ZM165 120V119H164ZM172 120V119H171ZM170 120V121H171ZM175 120V119H174ZM195 120H197V119H195ZM224 120V119H223ZM233 120V119H232ZM244 120V119H243ZM252 120V119H251ZM2 121H4V120H2ZM147 121V120H146ZM149 121V120H148ZM151 121V122H152ZM166 121V120H165ZM178 121V120H177ZM181 121H183V120H181ZM187 121V120H186ZM206 121V120H205ZM221 121V120H220ZM237 121V120H236ZM240 121V120H239ZM172 122V121H171ZM184 122V121H183ZM207 122H209V121H207ZM211 122H212V120H211ZM234 122V121H233ZM241 122V121H240ZM4 123V122H3ZM167 123V122H166ZM177 123V122H176ZM192 123L193 124H195L196 125V123L194 122V121H192ZM203 123H204V121H203ZM232 123V122H231ZM235 123V122H234ZM155 125H156V123H154ZM186 124L187 125H185V126H188V123L186 122ZM201 124V123H200ZM217 124V123H216ZM257 124V123H256ZM261 124V123H260ZM177 125V124H176ZM195 125H193V126H195ZM205 125H207L206 123H205ZM227 125V124H226ZM230 125H232V124H230ZM241 125V124H240ZM242 125H244V123L242 124ZM264 125V124H263ZM17 126V125H16ZM40 126V125H39ZM169 126V125H168ZM172 126V125H171ZM184 126V127H185ZM189 126H191L190 124H189ZM193 126H191V127H193ZM200 126V125H199ZM210 126V125H209ZM222 126H224V124L222 125ZM13 127V126H12ZM43 127V126H42ZM204 127V126H203ZM218 127V126H217ZM219 127H221V126H219ZM225 127V126H224ZM231 127V126H230ZM233 127V126H232ZM231 127V128H232ZM235 127H236V123H235ZM240 127H242V126H240ZM257 127V126H256ZM263 127V126H262ZM4 128H6L5 126H4V124H2V123H0V132L2 133V132H4L3 131V129ZM187 128H189V127H187ZM194 128V127H193ZM212 128V127H211ZM234 128V127H233ZM260 128V127H259ZM38 129V128H37ZM42 129V128H41ZM160 129V130H161ZM191 130H192V128H190ZM195 129H197L196 127H195ZM204 129L205 128H203V130H202V132L201 133H203V131H204ZM214 129H215V127H214ZM223 129V128H222ZM250 129V128H249ZM44 130V129H43ZM170 130V129H169ZM168 130V131H169ZM187 130V129H186ZM194 130V129H193ZM200 130H201V128H200ZM209 130V129H208ZM211 131L213 130V129H210ZM235 130V129H234ZM237 130V129H236ZM261 130H262V128H261ZM29 131V130H28ZM167 131V132H168ZM188 131H189V129H188ZM219 131V130H218ZM222 131V130H221ZM221 131H219V132H221ZM260 131V130H259ZM263 131H264V129H263ZM262 131V132H263ZM47 132V131H46ZM166 132V131H165ZM184 133H186V131H183ZM196 131H189V133H193V137H195V138H191L192 136V134H190V138L192 139V140H188L189 139V137L187 138V139H185L183 136H181V137H176V140H177V142L178 143H180V145L182 146V148H184V149H186V151L187 150H193V155L196 157L197 155L195 154V153H197L198 155L200 154H202V158H204L203 160L202 159H200V160H202V162L204 163L205 161V164H211V162H212V164L214 163L218 168L217 169H219L221 172H219V173H224V174H226L225 176H223V174H220V176L222 175V177H226V180H225V182L226 183H230V184H233L234 182H236V180L239 178L238 176L241 174V172H242V177H243V175H246L245 173H244V171H243V169H241V168H243L244 166H242V165H247V163H249L248 164V166L249 165H251L250 167H253V165L254 164H256V162H258V161H261V160H263L264 159V148H261L260 149V152L259 151H257V152H254V151H256V150H254L253 151V153L252 154H256V153H258V154H256V156H251V158L249 157V156H247V157H249V158H245V154H247V155H249L248 153H246L245 151L246 150H248L247 148H249L248 146H247V148H245V146L243 147L242 145L244 144L245 145V143L246 142H244V140H243V144H242V140L241 139H243L244 138V136H243V138H241L240 137V139H239V137L238 138H233V136H234V134H233V136L232 137H229V135L230 134H228L227 136L228 137H225L226 136V134H227V131L225 132L226 134H224V133H222V134H224V137L223 136H219V132L218 133H216L215 131H213V132H215V134H213V135H216V134H218V135H216V137L215 136H210V135H208L207 136V134L205 135V136H203V135H199L198 133H195ZM200 132V131H199ZM205 132H207V131H205ZM230 132V131H229ZM228 132V133H229ZM8 133V132H7ZM164 133V132H163ZM200 133V134H201ZM211 133V132H210ZM231 134H232V132H230ZM167 134V133H166ZM174 133H172L171 135H173ZM180 134V133H179ZM178 134V135H179ZM188 134V132L186 133V135ZM195 134H198L199 136H197V135H195ZM208 134H209V132H208ZM239 134H241V133H239ZM253 134V133H252ZM257 134H259L258 132H257ZM260 134H261V131H260ZM259 134V135H260ZM5 135V134H4ZM61 135V134H60ZM72 135V134H71ZM70 135V136H71ZM181 135V134H180ZM183 135V134H182ZM195 135V136H194ZM237 134H235V137H237L236 136ZM253 135H255V134H253ZM258 135V136H259ZM66 136V135H65ZM74 136V135H73ZM188 136H189V134H188ZM239 136V135H238ZM257 136V135H256ZM257 136V137H258ZM2 137V136H1ZM183 137V138H182ZM198 137H200V138H198ZM218 137H222V139H220V138H218ZM4 138H5V136H4ZM45 138V137H44ZM59 138H60V136H59ZM260 137H258L257 139H259ZM34 139V138H33ZM175 139V138H174ZM196 139V140H195ZM249 139H250V137H249ZM253 139V138H252ZM261 139H262V141H259L260 143H262L263 141H264V135H263V137H261ZM260 139V140H261ZM44 140V139H43ZM52 140V139H51ZM246 141V140H245ZM254 141V140H253ZM8 142V141H7ZM58 142V141H57ZM170 142V141H169ZM176 142V143H177ZM10 143V142H9ZM260 143H258L259 145H260ZM77 144V143H76ZM81 144V143H80ZM85 144V143H84ZM247 145H249L250 144V142H249V144H248V139H247V143H246ZM257 144V143H256ZM263 145H264V143H262ZM4 145V144H3ZM37 145V144H36ZM55 145V144H54ZM176 145V144H175ZM259 145H256V146H258V147H256L255 148V145H254V148H253V146L252 147H250L249 149H251L252 148V150L253 149H257L258 150V148H259ZM39 146V145H38ZM60 146V145H59ZM80 146V149H84V150H86L87 151V148L85 147V146H83V145H79ZM78 146V147H79ZM178 146V145H177ZM250 146V145H249ZM260 146H262V145H260ZM49 147V146H48ZM242 147L244 148V149H246V150H244V152L242 153ZM263 147V146H262ZM181 148V149H182ZM1 149V148H0ZM178 149V148H177ZM180 149V150H181ZM183 149V150H184ZM89 150V149H88ZM262 150V151H261ZM91 151V150H90ZM94 151V150H93ZM190 152V151H189ZM248 152H249V150H248ZM252 152V151H251ZM53 153V152H52ZM58 153V152H57ZM84 153V152H83ZM92 153V152H91ZM187 153V152H186ZM185 153V154H186ZM250 153V152H249ZM184 154V155H185ZM192 154V153H191ZM243 154L245 155V156H243ZM192 155V156H193ZM56 156V155H55ZM66 156V155H65ZM7 158V157H6ZM189 159V158H188ZM196 159V158H195ZM195 159H194V161H195ZM207 159V160H206ZM65 160V159H64ZM191 161V160H190ZM208 161V162H207ZM210 162V163H209ZM264 161H262V163H263ZM52 163V162H51ZM254 163V164H253ZM260 163V162H259ZM190 165V164H189ZM191 166H193L192 165V163H191ZM206 166V165H205ZM204 166V167H205ZM214 166V165H213ZM234 166H235V168H234ZM239 166H242V167H240V169H239V171L237 172V173H239V174H236V172L233 170V169H230V168H234L235 170H236V168L237 167H239ZM256 166H258L257 164H256ZM256 166H254V168L256 167ZM260 166V165H259ZM261 166H263L262 164H261ZM187 167H188V165H187ZM203 167V166H202ZM212 167V166H211ZM215 167V166H214ZM250 167H245L246 169H249L250 170ZM264 167V166H263ZM256 168H259V167H256ZM197 169V168H196ZM200 169V168H199ZM213 169H216V168H213ZM253 169V168H252ZM251 169V170H252ZM203 170V169H202ZM229 170L231 171H233V172H235V174L234 173H232V171H231V173H230V175H229ZM249 170H247L249 173H251ZM253 170H255V169H253ZM198 171V170H197ZM208 171H210V170H208ZM215 172H216V170H214ZM241 171V172H240ZM246 171V172H247ZM260 171V170H259ZM262 171H263V169H262ZM200 172V171H199ZM203 173V172H202ZM244 173V174H243ZM263 173V172H262ZM207 174V173H206ZM213 174V173H212ZM264 174V173H263ZM238 175V176H237ZM248 176H250V174H247ZM254 175H255V173H254ZM253 175V176H254ZM260 175V174H259ZM200 176V175H199ZM208 176V175H207ZM210 176V175H209ZM216 176V175H215ZM218 176V175H217ZM262 176V175H261ZM264 176V175H263ZM251 177V176H250ZM250 177H248L247 179H249ZM259 176H257V178H258ZM217 178V177H216ZM245 178V176L243 177V179ZM255 178H256V176H255ZM201 179V178H200ZM205 179V178H204ZM210 179V178H209ZM215 179V178H214ZM241 179V178H240ZM240 179H239V181H240ZM251 179V178H250ZM245 180H246V178H245ZM244 180V181H245ZM252 180V179H251ZM250 180V181H251ZM255 180V179H254ZM253 180V181H254ZM257 180V179H256ZM217 181H218V179H217ZM242 179H241V183H242ZM247 181H249V180H247ZM246 181V182H247ZM261 181H263V180H261ZM207 182H209V181H207ZM223 182V181H222ZM258 182V181H257ZM260 182V181H259ZM17 183V182H16ZM210 183V182H209ZM216 183V182H215ZM251 183V182H250ZM2 184H4V183H2ZM6 184V183H5ZM11 184V183H10ZM9 184V185H10ZM14 184V183H13ZM213 185H214V183H212ZM254 184V183H253ZM234 185V184H233ZM251 185V184H250ZM214 186H217V185H214ZM219 186V185H218ZM222 186V185H221ZM231 186V185H230ZM10 187H12V185H10ZM223 187H225V186H223ZM236 187V186H235ZM244 187V186H243ZM250 187V186H249ZM248 187V188H249ZM238 188V187H237ZM8 189V188H7ZM221 189V188H220ZM224 189V188H223ZM240 189V188H239ZM228 190V189H227ZM23 191V190H22ZM231 191V190H230ZM3 192V191H2ZM25 192V191H24ZM232 192V191H231ZM245 192V191H244ZM227 194V193H226ZM233 194V193H232ZM241 194V193H240ZM10 195V194H9ZM25 196V195H24ZM36 196V195H35ZM224 196V195H223ZM230 196V195H229ZM229 196H228V198H229ZM234 196V195H233ZM23 197V196H22ZM232 197V196H231ZM257 198V197H256ZM22 199V198H21ZM233 199V198H232ZM251 199V198H250ZM255 199V198H254ZM32 200V199H31ZM224 200V199H223ZM231 200V199H230ZM252 200V199H251ZM257 200V199H256ZM236 201V200H235ZM61 202V201H60ZM260 202V201H259ZM245 203V202H244ZM26 204V203H25ZM233 204V203H232ZM246 204V203H245ZM238 205V204H237ZM236 205V206H237ZM232 206V205H231ZM246 206V205H245ZM252 206V205H251ZM236 208V207H235ZM263 208V207H262ZM230 209V208H229ZM238 209V208H237ZM224 210V209H223ZM233 210H234V208H233ZM239 210V209H238ZM231 212V211H230ZM238 212V211H237ZM239 213V212H238ZM246 213V212H245ZM261 213V212H260ZM230 214V213H229ZM235 214V213H234ZM250 214V213H249ZM248 214V215H249ZM253 214V213H252ZM255 214V213H254ZM253 214V215H254ZM224 215H225V213H224ZM244 215V214H243ZM252 215V216H253ZM231 216V215H230ZM232 216H233V214H232ZM240 216V215H239ZM235 217V216H234ZM224 218H226V217H224ZM237 218V217H236ZM243 218V217H242ZM229 220V219H228ZM31 221V220H30ZM233 221V220H232ZM236 221V220H235ZM32 222V221H31ZM224 223V222H223ZM241 223V222H240ZM232 224V223H231ZM238 224V223H237ZM225 225V224H224ZM243 225V224H242ZM232 226V225H231ZM220 228V227H219ZM227 228V227H226ZM229 228V227H228ZM232 228V227H231ZM240 228V227H239ZM244 229V228H243ZM253 229V228H252ZM236 230V229H235ZM234 230V231H235ZM240 230V229H239ZM246 230V229H245ZM228 231H229V229H228ZM233 231V230H232ZM231 231V232H232ZM255 232H256V230H255ZM235 233V232H234ZM238 233V232H237ZM260 233V232H259ZM263 233V232H262ZM232 234V233H231ZM235 235H237V234H235ZM247 235V234H246ZM249 235V234H248ZM247 235V236H248ZM258 235V234H257ZM209 236V235H208ZM228 236V235H227ZM227 236H225V237H227ZM233 236V235H232ZM238 236V235H237ZM237 236H235V238L233 239L234 241H236L237 240ZM240 236V235H239ZM245 236V235H244ZM246 236V237H247ZM259 236V235H258ZM262 236V235H261ZM14 237V236H13ZM249 237V236H248ZM96 238V237H95ZM229 238V237H228ZM240 238V237H239ZM252 238V236L250 237V239ZM261 238V237H260ZM202 239V238H201ZM249 239V240H250ZM246 240V239H245ZM244 240V241H245ZM222 241V240H221ZM220 241V242H221ZM229 241V240H228ZM232 241V240H231ZM96 242V241H95ZM237 242H238V240H237ZM241 242V241H240ZM75 243V242H74ZM251 243V242H250ZM63 244V243H62ZM96 244H98L97 242H96ZM261 246H262V248H263V250L262 251H260V252H257L256 251V255H252V257H249L248 256V254H247V256L249 257V258H247V256H245V255H241L240 256V254H243V253H240V251L238 252V248H234L233 247V249H231L230 251L228 250V247H227V254H224L223 256L222 255H218L217 257H218V261H219V263L218 264H264V243L262 242L261 244H260ZM95 246V245H94ZM102 246V245H101ZM229 246V245H228ZM233 246V245H232ZM252 246H253V244H252ZM261 246H260V248H261ZM71 247V246H70ZM98 247V246H97ZM60 248V247H59ZM224 248V247H223ZM254 248V247H253ZM256 248V247H255ZM62 249V248H61ZM94 249V248H93ZM92 249V250H93ZM225 249V248H224ZM221 250V249H220ZM241 250V249H240ZM254 251L256 250V249H253ZM258 250V249H257ZM261 250V249H260ZM71 251V250H70ZM78 251V250H77ZM202 251V250H201ZM254 251H251V252H254ZM64 252V251H63ZM98 252H100V249H99V251ZM242 252H244V251H242ZM75 253H77V252H75ZM249 253V252H248ZM261 253H263V255L261 254ZM245 254V253H244ZM74 255H76V254H74ZM104 255V254H103ZM216 255V254H215ZM71 256H73V255H71ZM263 256V257H262ZM47 257V256H46ZM49 257V256H48ZM215 257V256H214ZM208 258V257H207ZM200 260V259H199ZM47 261V260H46ZM51 261H52V259H51ZM45 262V261H44ZM53 262V261H52ZM90 262V261H89ZM112 262V261H111ZM205 262V261H204ZM204 262H201V263H204ZM211 262V261H210ZM210 262H209V264H210ZM56 263V262H55ZM216 263V262H215ZM212 264V263H211ZM214 264V263H213Z\"/></svg>",
  "mask_w": 264,
  "mask_h": 264
}]
</instances>
